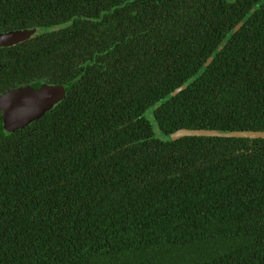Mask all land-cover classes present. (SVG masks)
I'll return each mask as SVG.
<instances>
[{
    "label": "trees",
    "instance_id": "trees-1",
    "mask_svg": "<svg viewBox=\"0 0 264 264\" xmlns=\"http://www.w3.org/2000/svg\"><path fill=\"white\" fill-rule=\"evenodd\" d=\"M32 27L0 91L65 93L11 132L0 112V264H264V138L143 115L194 76L164 133L264 131V0H0V32Z\"/></svg>",
    "mask_w": 264,
    "mask_h": 264
},
{
    "label": "water",
    "instance_id": "water-1",
    "mask_svg": "<svg viewBox=\"0 0 264 264\" xmlns=\"http://www.w3.org/2000/svg\"><path fill=\"white\" fill-rule=\"evenodd\" d=\"M237 25L234 29H236ZM26 29H16L0 32V47L11 46L23 41ZM228 36L215 48L207 61L226 43ZM194 76L188 78L181 85L169 92L163 98L148 106L143 115L150 122L156 137L161 140L170 141L186 135H205V136H224V137H262V130H228V129H191L180 128L170 133H164L156 120L154 110L170 96L177 94L185 88ZM63 86L54 83H36L33 85H18L0 92V111L2 112V127L5 131L11 132L24 127L42 116L52 106L57 103L64 95Z\"/></svg>",
    "mask_w": 264,
    "mask_h": 264
},
{
    "label": "rangeland",
    "instance_id": "rangeland-1",
    "mask_svg": "<svg viewBox=\"0 0 264 264\" xmlns=\"http://www.w3.org/2000/svg\"><path fill=\"white\" fill-rule=\"evenodd\" d=\"M37 29H39V28H36V27H32V28H28L27 30H26V37H24V39H26V38H28L30 35H32V34H35L36 33V31H37ZM41 30L39 29V32H40ZM39 32H37V33H39Z\"/></svg>",
    "mask_w": 264,
    "mask_h": 264
},
{
    "label": "flooded vegetation",
    "instance_id": "flooded-vegetation-1",
    "mask_svg": "<svg viewBox=\"0 0 264 264\" xmlns=\"http://www.w3.org/2000/svg\"><path fill=\"white\" fill-rule=\"evenodd\" d=\"M26 34H27V33H25L24 37H26ZM24 37H23V40H26V39H24ZM0 92H1V91H0ZM0 112H1V111H0ZM1 115H2V112H1Z\"/></svg>",
    "mask_w": 264,
    "mask_h": 264
}]
</instances>
